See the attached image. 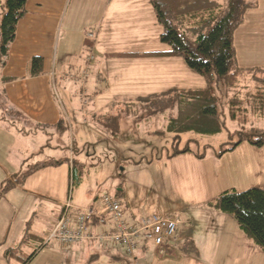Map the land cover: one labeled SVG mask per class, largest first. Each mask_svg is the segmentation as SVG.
Returning a JSON list of instances; mask_svg holds the SVG:
<instances>
[{"label":"crops","instance_id":"0c3cea01","mask_svg":"<svg viewBox=\"0 0 264 264\" xmlns=\"http://www.w3.org/2000/svg\"><path fill=\"white\" fill-rule=\"evenodd\" d=\"M162 32L150 0H30L27 15L18 25L9 62L0 72L4 77L16 78V81L1 84L4 105L0 110L25 116L21 118L27 124L26 135L48 131L44 137L46 145L41 147L43 155L53 153L48 136L64 131L68 119L75 121L73 143L76 129L79 133L86 129L93 132L101 142L104 138L100 134L110 136L102 131L104 123L108 117H119L118 110L124 109L120 105H130L171 89L206 86L203 83L196 87L184 80L183 73H190L188 67L182 58L172 56L171 48L160 41ZM35 56L44 59V75L31 78L30 61ZM156 64L162 67L155 70L159 71L157 76L152 70L154 75L150 77L155 76L157 81L152 85L147 65ZM12 129L17 131V128ZM185 155L190 154L167 159L172 161ZM37 165L39 172L35 177L40 180L35 185L29 182L34 178L24 176V162L12 170L0 163V191L8 181L24 176L21 183L4 195L5 202L0 204V264L21 263L16 259L6 260L5 252L16 248L27 232L35 236L31 241L47 240L68 201L65 194L57 197L52 194L54 187L47 176L56 173L51 170L53 165L47 162ZM71 168L75 182L74 161ZM200 174L205 173H197L196 177ZM119 192L124 194L123 189ZM71 200L76 208H85ZM121 202L126 207L127 220L135 222L138 216L131 203L127 198ZM89 204L87 206L93 207L98 215L104 212L102 203L101 207L92 201ZM175 237L174 243L158 249L159 254L152 241L144 243L136 253L138 264H148L149 256L155 264L197 261L191 253L177 247L189 234ZM61 245L56 241L49 243L29 264H107L112 257L126 256L111 243L102 246L99 242L85 241L72 245L69 253ZM31 250V246L25 249V255H30ZM127 260L134 263L130 258Z\"/></svg>","mask_w":264,"mask_h":264},{"label":"rangeland","instance_id":"374dc122","mask_svg":"<svg viewBox=\"0 0 264 264\" xmlns=\"http://www.w3.org/2000/svg\"><path fill=\"white\" fill-rule=\"evenodd\" d=\"M0 1L3 4L6 2ZM218 1L227 3V0ZM246 1L256 4V7L247 12L245 23L236 32L235 68L264 67V0ZM160 67L161 64L147 65L149 77L154 75L153 69L157 76L159 71L155 70ZM187 70L190 73L185 72L182 77L188 84L196 87L206 84L201 75ZM155 76L150 77L152 85L157 84ZM3 95L0 84V106L4 105ZM121 106L124 109L118 110L121 116L119 130L112 126L114 122L107 121L102 131L110 136L100 134L104 138L101 142L93 132L86 129L79 133L76 129V142L73 143L72 125L75 126V121L67 118L68 125L64 131L56 129L59 133L55 131L48 136V144H52L54 149L49 156L40 154L42 145H46L44 137L48 131L41 130L34 136L26 135V121L10 110H0V163L12 170L13 167L18 169L24 162V174L33 171L37 164H53L54 169L51 170L56 173L47 176L54 187L52 194L56 197L65 194L66 200L73 198L75 205L79 203L86 208L92 201L101 207L102 195L116 197L123 189L121 199H128L138 219L157 214L174 216L179 222L175 236L189 234L186 241L177 247L188 251L197 260L188 263L183 259L185 263L264 264V251L242 233L237 220L209 205L219 194L228 190L244 192L264 187V146L254 147L244 142L223 157H216L222 150L232 147L229 143L238 142V132L246 129L239 123L227 121V128L221 134L185 136L178 143V149L189 145L192 150L207 154L206 159L199 160L189 153L186 157L169 161L168 154L172 155L176 150L174 135L167 132V116L172 112L165 111L149 117L150 108L145 103L138 112L132 110L131 105ZM257 121L249 128L255 126L264 129V122L261 125V120ZM12 128H17L18 132ZM115 131L118 133L116 138ZM73 161L77 170L75 182L71 173ZM37 172L30 174L34 179H29L35 185L40 180L35 177ZM196 172L205 174L196 177ZM5 197L0 199V204L5 202ZM91 208L98 216L97 211ZM92 218L100 217L93 215ZM35 247L36 243L33 242L31 253ZM69 249L71 246L65 247L68 253ZM137 252L130 259L134 262L132 264H138ZM151 257L148 264H155Z\"/></svg>","mask_w":264,"mask_h":264},{"label":"trees","instance_id":"16d2710c","mask_svg":"<svg viewBox=\"0 0 264 264\" xmlns=\"http://www.w3.org/2000/svg\"><path fill=\"white\" fill-rule=\"evenodd\" d=\"M29 1L6 0L5 4L0 1V72L9 62L10 50L17 37L18 25L27 15ZM150 1L156 12L158 23L162 27L160 41L171 48L172 56L182 58L191 71L201 75L206 81L205 87L171 89L161 95L142 98L130 104L131 109L138 112L145 103L150 108L149 117L165 111L172 112V115H168L167 132L174 135L176 150L168 158L173 159L191 153L199 160L206 159L207 154L194 151L189 145L184 149H178V143L185 136L221 134L227 128V121L239 123L242 128L246 129L238 132V142L229 143L232 147L222 150L216 157H223L244 142L254 147L264 146V129L255 126L249 128L258 122L257 120H261L259 122L261 125L264 122V67L235 68L237 63L235 35L245 23L247 12L255 8L256 4L246 0H227L226 4L218 0ZM42 75H44V59L35 56L30 61L29 77L37 78ZM13 81H16V78L0 75L2 85ZM16 116L25 119L20 112H17ZM120 117H108L107 121L114 122L112 126L119 130ZM62 123L63 121L60 122V126ZM104 124L105 127L106 123ZM116 133L115 131L114 136L118 135ZM37 169L39 166L24 176L32 174ZM22 179L16 178V181L5 183L0 191V199L14 189L18 183H21ZM121 197L122 193L119 192L115 198L121 202ZM71 199L67 203L72 206V213L80 212L82 209L76 208ZM67 203L63 205V208ZM121 203L124 206V203ZM209 205L223 214L233 216L242 233L248 239L254 240L264 251V187L251 188L244 192L228 190L221 193ZM102 207L105 213H99L100 218H92L86 226L88 235L93 238L115 232L103 203ZM124 208L126 210L125 206ZM101 219H104V223L100 221ZM96 229L98 231H95ZM34 237L33 234L27 232L16 248L6 250V260L16 259L21 262L20 264H29L43 247L55 241L45 240L43 243L31 241ZM85 241L99 242L102 246L111 243L125 253L122 245L111 240L100 242L97 239H90L74 244ZM33 242L36 243L35 249L30 255H25V249ZM135 242L139 249L146 243L144 239L135 240ZM61 244L65 247L74 245ZM125 255L132 259L126 253ZM123 257L121 254L119 257H112L107 264H130L128 258Z\"/></svg>","mask_w":264,"mask_h":264},{"label":"built area","instance_id":"2783aa9c","mask_svg":"<svg viewBox=\"0 0 264 264\" xmlns=\"http://www.w3.org/2000/svg\"><path fill=\"white\" fill-rule=\"evenodd\" d=\"M101 201L112 221V227L115 231L113 234H102L95 238L88 235L87 223L93 215L98 217L97 214L91 207L83 208L78 213H72V206L67 203L58 219L55 230L48 236V242L55 240L64 244H74L81 240L90 239H97L100 242L111 240L122 245L125 253L133 257V254L139 250L135 240L152 241L156 250L176 241L175 234L178 230V221L174 216L157 214L130 222L126 218V210L123 204L118 199L110 194H104L101 196ZM104 219L100 221L104 223Z\"/></svg>","mask_w":264,"mask_h":264}]
</instances>
